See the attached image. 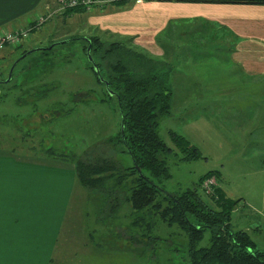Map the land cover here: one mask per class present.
I'll list each match as a JSON object with an SVG mask.
<instances>
[{
    "label": "rangeland",
    "instance_id": "obj_1",
    "mask_svg": "<svg viewBox=\"0 0 264 264\" xmlns=\"http://www.w3.org/2000/svg\"><path fill=\"white\" fill-rule=\"evenodd\" d=\"M64 13L50 19L30 36L28 42L4 49H11V55L0 61V108L7 106L13 113L17 108L25 112L32 110L28 105L15 102L16 95L37 92L41 86L34 88L41 85V82L47 83L48 91L50 85H53L56 87L55 91L51 90L47 94L43 102L46 106L42 107L56 104L57 110L53 109L42 116L47 121L44 131L36 134L30 131L28 135L27 131L17 129L16 140L19 142L22 135L27 134L29 141L26 142L40 147L38 153L33 154L56 158L67 167L74 166L77 158L94 157L96 154L112 157L123 166H130L131 157L115 139L120 130L117 100L107 95L104 85L98 82L90 69L85 45L81 41L55 46L47 53L37 51L30 54L16 67V71L24 69V76L20 78V75H14L12 81H6L11 66L25 51L34 47H47L76 36H97L101 39L102 51L92 53V56L103 69L104 77L113 75L111 66L113 68L119 61L117 54L105 53L113 41H126V46L136 49L131 37L116 36L99 30H90L94 34L87 36L84 24L80 20H70ZM195 27L197 21L194 24H181L178 28L181 36L166 35L165 44L191 43L204 49V44L213 39L205 33L201 37L194 31ZM170 36L172 40H166ZM140 52L152 58L157 68L160 67L158 63L166 66L169 64L171 67L172 64L175 65L172 68L165 67L170 69V87L175 88L173 106L168 115L158 119L157 129L160 138L171 148V151L160 154L170 177L160 178V181L156 178L153 180L159 182L165 193L181 195L189 189L200 187V178L208 172L215 171L216 175L221 171L225 178L223 188L227 192L241 189L249 200L260 202L264 175L252 173L258 165H264V96L259 85H255L254 94L249 89L248 96L254 97L253 99L248 96L231 99L230 93H225L224 97L215 96V86L220 81L224 85V92L237 89L239 96L243 92L246 94L243 78L241 76L239 80L237 68L229 64H224L223 67L216 64L221 53L200 55L202 59H199L198 52L178 51L173 53L175 57L169 62L166 60L171 53H165L162 58L157 59L149 53ZM214 56L217 59L213 60ZM185 58L194 59L191 61ZM35 66L39 69L27 71L28 67ZM202 87L207 90V94L205 99L200 100L199 91H202ZM184 89H188L191 94L185 95ZM7 96L10 98L7 99ZM72 97L74 101H71ZM53 98L58 101H53ZM5 103L7 104L3 105ZM251 112L254 114V121L251 119ZM15 116L19 119L23 117L17 114ZM36 120L37 116L26 122L35 123ZM36 124L39 125V121ZM50 124H53L51 131ZM252 125L253 144L250 130ZM171 132L185 137L190 147L200 151L201 157L181 160L184 153L172 142ZM192 148L188 149L191 155L194 154ZM135 177L124 178L118 192L110 191L106 195L97 190L88 192L77 182L63 233V238L69 236L71 240H75L70 245L75 249L74 253L65 258L64 264H189L187 235L179 227L163 223L155 210H144L137 216L140 225H132L134 211L131 203L125 199L130 194L128 191L132 188ZM219 185L216 179V186ZM259 188L262 190L256 194ZM198 192L200 195L212 194L213 190L207 193L198 188ZM237 196L236 192L231 195ZM74 213L76 220H73ZM149 234L151 239L147 237ZM210 239L211 233L205 232L199 247H208ZM84 242L88 245L85 246Z\"/></svg>",
    "mask_w": 264,
    "mask_h": 264
},
{
    "label": "crops",
    "instance_id": "obj_2",
    "mask_svg": "<svg viewBox=\"0 0 264 264\" xmlns=\"http://www.w3.org/2000/svg\"><path fill=\"white\" fill-rule=\"evenodd\" d=\"M60 1L0 0V33L28 28L39 17L57 12ZM112 1L73 13L68 18L80 20L87 36L94 34L90 30H99L131 37L136 47L134 50L149 53L157 59L171 53L166 60L169 62L175 57L173 53L178 51L221 53L216 64L219 67L229 64L237 68L239 80L241 76L243 78L246 94L243 92L239 96L237 89L224 92L222 81L215 86L216 92L213 94L224 97L225 93H230L231 99H243L248 96L249 89L254 94L255 85L258 84L264 96V4L236 0H126L123 4H112ZM64 11L55 13V18ZM195 21L197 27L194 31L201 37L205 33L213 39L212 42H205L204 49L191 43L165 44L166 35L181 36L178 34L180 25L194 24ZM166 40H172L171 36ZM10 50L0 53V61L10 57ZM213 58L217 59L216 56ZM185 59L193 61L194 58ZM184 90L185 95L191 94L188 89ZM199 92L200 100L205 99L207 90L202 87ZM20 97H25V101H19ZM44 99L40 94H18L15 102L28 105L32 110L25 112L17 108L13 113L7 106L0 108V264H64L65 258L74 253L75 248L70 245L75 240L69 236L63 238V233L72 192L77 185L75 168L64 166L56 158L33 154L38 153L40 147L26 142L29 141L27 136L30 131L35 134L44 131L47 121L42 116L53 109L57 110L56 104L42 107L46 106ZM16 114L23 117L16 118ZM35 116L39 125L26 122ZM251 119L254 121L253 112ZM50 126L51 131L53 124ZM253 128V125L250 126L251 144ZM17 129L29 133L23 134L19 142L15 135ZM252 173L264 175V165H258ZM215 178L227 198L239 200L231 213L232 228L247 232L257 248L263 249L264 189L260 202H253L247 198L248 195H243L241 189L233 191L239 196L231 197L233 192L223 188L225 178L221 171ZM261 190H256V194ZM75 215L73 220H76Z\"/></svg>",
    "mask_w": 264,
    "mask_h": 264
},
{
    "label": "trees",
    "instance_id": "obj_3",
    "mask_svg": "<svg viewBox=\"0 0 264 264\" xmlns=\"http://www.w3.org/2000/svg\"><path fill=\"white\" fill-rule=\"evenodd\" d=\"M236 1L264 4V0ZM125 2L126 0H113L112 4ZM84 10H87V7L79 5L66 9L64 14L68 17ZM57 12L52 13V16L43 22L40 28L54 18V14ZM35 32L37 31L33 33ZM73 41H81L83 46L85 45V52L90 42L91 56L92 53L101 52L103 48L101 39L97 36H76L52 43L47 47H39L34 52L47 53L55 46ZM28 52L23 53L25 57L14 67L11 73V81L14 79V75L21 76L20 78L24 76L22 74L24 69L21 68V70L16 71V67L27 56L34 53L28 54ZM105 53L117 54L119 58L113 68L111 66L112 76L104 77L103 69L94 60L100 71V75H98L93 65L87 61L91 64L90 69L94 72L98 82L104 85L107 95L117 100L120 130L115 139L122 144L124 151L131 157L132 164L123 166L121 162L102 154H96L94 157L74 158L73 164L78 184L88 192L97 190L103 192L102 194L110 193V191L115 193L121 189L124 178L136 176L135 180L132 181V188L128 191L130 194L125 199L131 203L134 211L132 221L134 227L140 225L137 216L144 210L151 208L161 216L163 223L168 226H177L185 232L188 238L187 257L189 264H264V248H257L247 232L232 228L231 213L239 200L227 198L218 186L213 188L212 194H199L198 188L201 189L205 179L214 177L215 171H210L200 178V187L189 189L181 195L165 193L159 182L153 180L156 178L160 181V178L167 179L170 177L168 167L165 161L160 159V154L171 151V148L160 138L157 131L158 119L168 115L173 105L174 87L171 88L168 82L170 69L167 70L165 68L167 66L162 65V63H158L159 68L155 67L152 58L126 46V41L112 42ZM214 53L216 52H212V54ZM197 54L200 57L202 53ZM206 54L210 55L208 52L202 55ZM170 68L172 67L170 66ZM37 69H39L38 66L28 67L27 71H36ZM100 77L109 83V89L113 95L109 94ZM46 85V82H41V85L34 88L41 86L37 92L27 93L30 96L40 94V97H46L51 90L55 91L56 88L50 85V91H48ZM50 95L53 96V93ZM25 97H20L19 101H25ZM56 100L58 101V99ZM53 101L55 100L53 99ZM71 101H74V97ZM122 123L124 124L123 130L121 129ZM170 138L174 145L184 153L181 160L186 161L201 157L200 151L195 147L194 149L190 147L182 135L171 132ZM189 148H192L193 155L188 153ZM205 232L211 233L210 245L199 247ZM147 237L152 238L150 234Z\"/></svg>",
    "mask_w": 264,
    "mask_h": 264
},
{
    "label": "built area",
    "instance_id": "obj_4",
    "mask_svg": "<svg viewBox=\"0 0 264 264\" xmlns=\"http://www.w3.org/2000/svg\"><path fill=\"white\" fill-rule=\"evenodd\" d=\"M111 0H61L59 3V11H64L68 8H74L76 6L82 5L87 7V9L91 8L92 5H104L109 3ZM52 14H47L45 16H41L37 19L34 24H31L26 29H15L11 31H2L0 33V53L5 48H13L17 45H22L25 42L29 41L31 34L34 31H38L40 25L45 22ZM216 186V178L210 177L203 181L201 185V189L206 191L207 193L211 192L213 188Z\"/></svg>",
    "mask_w": 264,
    "mask_h": 264
},
{
    "label": "water",
    "instance_id": "obj_5",
    "mask_svg": "<svg viewBox=\"0 0 264 264\" xmlns=\"http://www.w3.org/2000/svg\"><path fill=\"white\" fill-rule=\"evenodd\" d=\"M85 39H86L87 41H90V40L87 39V38H85ZM37 49H38V48H34V49L30 50V51L28 52V54L34 52V51L37 50ZM86 53H87V59H88V61L93 65V67H94V69H95V72H96L98 75H100L99 68H98L97 64L94 62L93 57L91 56V45H90V42H89V45H88V48H87ZM23 57H25V55H22V56L20 57V59L17 60V61H15V63L12 65V67H11V69H10V72H9V78L6 80L7 82H9L10 79H11V73H12L14 67L16 66V64H17V63H18ZM100 79H101V81L105 84L107 90L109 91V94H110V95H113V92H112V91L110 92V89H109V83H108L107 81H105L102 77H100ZM123 128H124V124L122 123V125H121V129L123 130ZM138 170L140 171L139 168H138Z\"/></svg>",
    "mask_w": 264,
    "mask_h": 264
}]
</instances>
